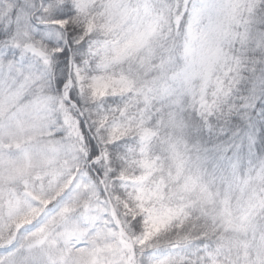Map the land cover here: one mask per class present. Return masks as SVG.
Masks as SVG:
<instances>
[{"label": "snow or ice", "instance_id": "6c2138e0", "mask_svg": "<svg viewBox=\"0 0 264 264\" xmlns=\"http://www.w3.org/2000/svg\"><path fill=\"white\" fill-rule=\"evenodd\" d=\"M0 264H264V0H0Z\"/></svg>", "mask_w": 264, "mask_h": 264}]
</instances>
